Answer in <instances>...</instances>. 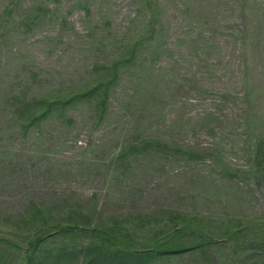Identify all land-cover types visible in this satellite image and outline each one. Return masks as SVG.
Returning a JSON list of instances; mask_svg holds the SVG:
<instances>
[{
  "label": "trees",
  "instance_id": "16d2710c",
  "mask_svg": "<svg viewBox=\"0 0 264 264\" xmlns=\"http://www.w3.org/2000/svg\"><path fill=\"white\" fill-rule=\"evenodd\" d=\"M24 1L0 2V56L2 48L8 54L27 38L37 37L34 44L41 45L46 58L66 36L72 43L82 39L89 49L77 71L65 79L43 82L39 73L24 67L21 73L28 77L22 87L16 85L8 93L0 90V186L17 188L13 198L5 199L11 207L0 204V264H157L159 258L193 252L203 254L206 262L209 250L220 240L237 248L244 242L240 236L251 230L259 233L254 239L259 246L237 252L231 264H264V221L253 218L241 225L229 215L148 209L134 203H118L111 209L110 201L99 203L97 193L83 195L63 186L78 184L80 166L88 165L85 170L91 172L94 166L101 167L98 158L77 161L76 168L71 164L62 174L52 171L48 152L40 155L26 148L35 135L40 140L48 132L56 144L62 138L69 143L67 138L78 139L71 137L72 132L87 125L93 130L115 118L107 128L112 124L118 133L117 153L104 164L106 182L111 172L114 179L138 176L140 159L150 166L143 169L145 176L157 163L169 160L218 164L214 144L195 147L179 141L173 126L184 125L176 118L166 124L165 105H177L191 96L237 99L246 104L240 113L247 117V125L264 121V112L251 113L250 102L262 85L250 80L264 79V0H120L127 15L123 27L115 25L119 0H77L71 5L79 12L80 33L63 14L61 0H31L27 5ZM163 59L167 67L157 66ZM226 76L234 81V88L241 83V91L203 86L204 81L212 86L222 83ZM44 84L47 90H41ZM123 84L129 89L120 99ZM258 100L264 103V87ZM219 115L206 111L186 124L190 132L197 128L214 135L222 124ZM160 127L168 131L159 134ZM2 134L9 142H18L19 149L1 145ZM257 141L259 149L261 140ZM86 145L83 157L94 146L90 141ZM258 151L254 167L260 169L264 153ZM48 174H54L63 188L38 187ZM16 202H21L19 208H14ZM6 228L11 231L5 232ZM82 233L87 240L78 243L75 239Z\"/></svg>",
  "mask_w": 264,
  "mask_h": 264
},
{
  "label": "rangeland",
  "instance_id": "374dc122",
  "mask_svg": "<svg viewBox=\"0 0 264 264\" xmlns=\"http://www.w3.org/2000/svg\"><path fill=\"white\" fill-rule=\"evenodd\" d=\"M29 1L31 0H25L24 3L26 2L27 5ZM61 1L63 14L69 15L68 22L72 23L75 30L80 33L82 31L80 26L82 25L79 20V12L71 5L77 0ZM117 5L118 8L116 10L119 12L118 17H114L115 25L123 27L127 22L126 10L123 8L122 1L119 0ZM1 8L2 5L0 4ZM68 29L70 31L69 26ZM119 29L121 30V28ZM69 31H67V34ZM37 39L27 38L25 43H21L18 47L15 46L8 54L2 48L0 56V90L4 89L8 93L12 89H15L16 85L22 87L28 77L22 75L25 70L23 69L24 67H30L33 71L39 73V79L43 82L45 80L65 79L77 71L81 65L80 60H82L84 55L88 54L84 51L88 50L89 46H85L82 39L77 38L76 41L74 39L75 42L72 43V39L66 36L63 45L57 49H53L51 56L46 58L41 50V45L39 43L34 44ZM232 49V44H229L228 51ZM166 61V59H163L157 63V66L167 67ZM182 71L181 73H184V69ZM181 73L177 75V78H180ZM221 74H224L223 70ZM228 78L229 76H226V80L214 86L204 81L203 86L215 91H217L216 89L228 88L232 91H241L242 84L238 83L237 87L234 88V81H230ZM260 80L261 78L257 77H252L250 80L251 83L254 82L256 85L260 84V82L262 83L260 90L257 89L256 91V96L253 97V100L250 99L251 108L253 109L251 113L253 115H260V113L264 112V103L259 100L256 101L257 94H262V88L264 87V79ZM212 81H215L214 77ZM9 87L12 88L8 89ZM44 89L47 90L48 85L44 84V87H41V90ZM128 89L129 85L126 84L124 86L123 84V87L118 91V98L121 99L123 94L128 92ZM216 97L211 98L208 96L207 99L199 100L191 96V99L177 101L178 104L180 102L183 103L181 108H178L177 103V105L171 103L170 106L169 104L165 105L164 110L167 125L175 121V118L178 121L181 120V123L184 125L183 127H180L179 124H174L173 126V131L179 141L184 145L195 147H197L196 144L198 143L201 146L214 144L213 148L219 153L218 161L220 162L218 164L207 160L187 163L169 160L157 163L151 168V172L148 171L145 176L144 170L150 166L148 165V161L140 159L141 164H139L137 171L139 173L138 176L120 175L114 179L111 176L113 177L115 173L111 172L110 178L108 176V181L106 182L104 178V174L106 173L104 164L106 165V163L110 162L114 154L117 153L116 136L118 133L114 130L112 124L107 128L109 123L115 118L110 119L106 124L93 130L90 128V125H87V128L72 132L71 137L73 138L77 135L79 142L67 138L68 143L66 138H62L56 144V139L50 137L47 132V137H42L40 140H38L36 135L33 136L28 141L29 143L26 148L40 155L48 152L49 155L46 159L51 158L50 160L53 164V167H51L52 171H62V174H64L66 168L70 167L71 164L74 166L73 169L76 168L75 162L77 161H89L94 157L98 158L101 162V167L94 166V171L91 172L90 170H85V167H88V165H84V167L80 166L83 170L78 172V180H80L78 184H63V186L68 185L83 195L97 193L99 203H102V200L106 199L108 202L110 201L109 207L111 209L118 203L125 206L134 203L138 207H148V209L162 207L163 209L186 210L189 213L213 217L229 215L230 217L239 219L241 225L250 222L253 218L264 221V172H262L264 168L258 169V167H254V161L257 158L255 151L259 150L257 153H264V121L247 125L245 123L247 117L240 113L241 109L246 106L245 103L241 102V100L230 98H228V102H225L224 100L216 99ZM118 98H116V101H120ZM114 107L115 111L119 113L117 102L114 104ZM206 111H217L218 115L221 114L219 116L222 124L214 130L215 134L211 135L208 134L207 130L197 128L190 132L186 124L187 120L196 119L201 113ZM121 113L120 111V115ZM83 116L86 117V114ZM166 131H168L166 127H160L159 134H163ZM7 135H10L9 131H7ZM7 135H1V141L4 142H1V145H6L12 150L19 149L18 142H9ZM256 137L261 140L259 149L256 147L258 142ZM86 141L92 142L94 146L90 147L85 157H83L81 153L87 146ZM104 148L106 149L104 150ZM100 152L102 153L99 154ZM2 158L4 159V157ZM128 162H132L131 159ZM48 175L45 176L46 179L43 182L38 184V187L49 190L58 189L62 182L55 179L54 174ZM137 183L139 184L137 185ZM25 185L29 188L27 183ZM63 186L60 188H63ZM2 189L0 186L1 207L9 208L12 205L4 204L5 199L13 198L17 188L12 190ZM22 191L24 192V190ZM14 205V208H19L21 202H16ZM107 212L111 214L109 211ZM263 227H261L262 230H264ZM7 231L11 230L6 228L5 232ZM258 235L259 233L256 234L252 230L242 234L240 238L244 242L237 248L234 243L223 244V240H220L219 244L213 245L211 250H209V260L206 262L204 261L205 256L203 254L193 252L192 254L183 253L159 258L157 264H231L234 262L233 259L237 258V252L240 253L242 249H250L251 251V249L259 246L254 241ZM85 240H87V237L83 233L79 234L75 239L78 243ZM251 240H253L252 243H250ZM19 242L17 241L16 244ZM62 262L61 264H73Z\"/></svg>",
  "mask_w": 264,
  "mask_h": 264
}]
</instances>
